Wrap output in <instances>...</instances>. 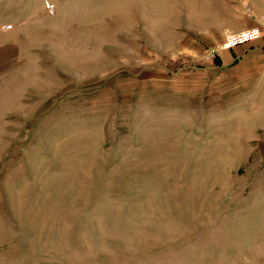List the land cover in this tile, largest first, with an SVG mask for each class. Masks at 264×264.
I'll use <instances>...</instances> for the list:
<instances>
[{
	"label": "rangeland",
	"instance_id": "1",
	"mask_svg": "<svg viewBox=\"0 0 264 264\" xmlns=\"http://www.w3.org/2000/svg\"><path fill=\"white\" fill-rule=\"evenodd\" d=\"M248 44L264 0H0V264H264Z\"/></svg>",
	"mask_w": 264,
	"mask_h": 264
},
{
	"label": "crops",
	"instance_id": "2",
	"mask_svg": "<svg viewBox=\"0 0 264 264\" xmlns=\"http://www.w3.org/2000/svg\"><path fill=\"white\" fill-rule=\"evenodd\" d=\"M255 46L248 44L231 51L232 57L233 55L235 56L232 64H235L236 68H238L242 63L245 67L235 69L234 79L231 77L229 81L230 90L236 87L230 107H241L248 111L247 115L250 118L248 123L251 124L252 136H247V140L250 141L253 136L254 138H264V44H262V49H257ZM234 80L235 83H233ZM238 80L243 81V84L241 83L242 88L237 85ZM256 108L260 109L261 116H259V121L254 120L258 113L255 115L250 114V112H253L251 109Z\"/></svg>",
	"mask_w": 264,
	"mask_h": 264
},
{
	"label": "built area",
	"instance_id": "3",
	"mask_svg": "<svg viewBox=\"0 0 264 264\" xmlns=\"http://www.w3.org/2000/svg\"><path fill=\"white\" fill-rule=\"evenodd\" d=\"M263 35L258 27L243 28L225 35L223 46L226 48L255 40Z\"/></svg>",
	"mask_w": 264,
	"mask_h": 264
}]
</instances>
